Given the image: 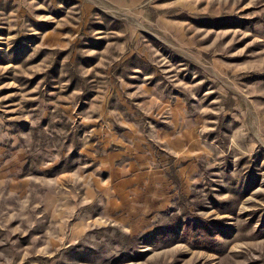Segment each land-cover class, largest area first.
I'll return each mask as SVG.
<instances>
[{"label": "rangeland", "instance_id": "obj_1", "mask_svg": "<svg viewBox=\"0 0 264 264\" xmlns=\"http://www.w3.org/2000/svg\"><path fill=\"white\" fill-rule=\"evenodd\" d=\"M0 264H264V0H0Z\"/></svg>", "mask_w": 264, "mask_h": 264}]
</instances>
